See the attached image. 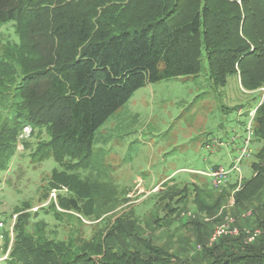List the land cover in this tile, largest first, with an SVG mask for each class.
<instances>
[{"label": "trees", "instance_id": "obj_1", "mask_svg": "<svg viewBox=\"0 0 264 264\" xmlns=\"http://www.w3.org/2000/svg\"><path fill=\"white\" fill-rule=\"evenodd\" d=\"M138 1L141 6L127 9L134 15L106 19L96 11L112 0H0V24L13 21L18 38L1 43L0 171L9 168L20 145L30 149L28 139L37 133L31 161L52 157L63 168H54L47 183L49 190L68 192L49 204L55 217L61 212L54 204L92 214L87 188L72 171L90 156L95 131L144 84L197 76L206 64L216 85L238 74L250 91L264 86V0ZM253 123L260 143L254 175L243 180L234 200L242 202L245 194L248 204L240 212H251L240 220L244 228L261 231L254 241L245 243L240 232L208 245L213 226L207 247L201 244L199 256L185 262L149 241L144 251L138 242L129 250L113 245L114 234L124 230L120 221L102 240L69 234L58 239L48 223L36 220L43 207L28 211L25 204L15 210L7 264H264V99L255 105ZM42 134L46 138L38 141ZM191 220L201 242L202 222Z\"/></svg>", "mask_w": 264, "mask_h": 264}, {"label": "rangeland", "instance_id": "obj_2", "mask_svg": "<svg viewBox=\"0 0 264 264\" xmlns=\"http://www.w3.org/2000/svg\"><path fill=\"white\" fill-rule=\"evenodd\" d=\"M135 2L138 7L142 5L138 0H112L96 11L97 17L134 15L137 11L128 13L127 9ZM13 24H0V55L1 43L18 41ZM263 89L264 86L255 91L244 88L238 74L216 85L204 64L197 76L146 83L134 91L95 131L90 156L77 159V169L72 171L93 201L91 215L66 211L54 204L61 212L55 217L49 204L56 202L58 194L66 196L68 192L49 190L47 183L54 168H63L52 157L40 164L31 161L29 154L37 145L35 133L28 139L30 149L24 151L20 145L9 168L0 171V217L7 222L15 214V226L17 208L27 204L30 209L26 210L36 211L43 207L47 211H36V220L48 223L53 237L80 235L85 240L93 235L102 240L105 230L120 221L124 230L114 234L113 245H124L129 250L138 242V249L144 251L143 245L149 241L181 261L191 262V258L199 256L201 244L207 247L210 228L243 230L240 219L250 215V210L240 212L248 204L245 194L242 202L234 200L236 172L230 173L219 190L206 174L219 166L229 169L245 149L239 175L242 182L254 175L251 164L260 143L253 135V116L256 103L264 99ZM38 138L44 140L46 135ZM52 190L56 191L54 195ZM191 219L202 222L201 242ZM132 230L134 236H127ZM12 234L14 239V227Z\"/></svg>", "mask_w": 264, "mask_h": 264}, {"label": "built area", "instance_id": "obj_3", "mask_svg": "<svg viewBox=\"0 0 264 264\" xmlns=\"http://www.w3.org/2000/svg\"><path fill=\"white\" fill-rule=\"evenodd\" d=\"M264 91V89H263ZM253 116V115H252ZM248 124V132L250 133V136L252 134V129ZM30 132V128L24 127L23 129V136H27ZM22 149V148H21ZM245 149L241 150V153L239 156L234 160L232 163L231 167L229 169H224L223 167L219 166L215 170L211 171L210 173H207L209 177L212 178V185L214 188H217L219 190L222 186H225L226 181L230 178V173L231 172H236L237 173V191L240 189V184L242 182L243 177L240 174V163L242 161V158L245 155ZM66 189L64 188V191ZM53 195L55 194V190H52ZM38 209V208H37ZM36 209V210H37ZM13 216V217H12ZM9 221H11L9 223ZM15 221V214H12L9 216L8 221L4 220L3 218L0 217V263L2 261H7L10 255L12 243H13V234H12V228H13V223ZM12 226V227H11ZM238 229V228H237ZM236 228L229 229L228 226L222 227V228H217L215 229L209 239V242L212 244L214 243L220 236L222 235H238L240 232L243 233L245 240V243H250L254 241V239L261 234V231L258 229L255 230H248L244 228L243 230H237ZM210 244V245H211Z\"/></svg>", "mask_w": 264, "mask_h": 264}, {"label": "crops", "instance_id": "obj_4", "mask_svg": "<svg viewBox=\"0 0 264 264\" xmlns=\"http://www.w3.org/2000/svg\"><path fill=\"white\" fill-rule=\"evenodd\" d=\"M227 144H229V143H227ZM231 144H232V143H231ZM229 156H230V155H229ZM231 156L235 157L236 155H234V153H233Z\"/></svg>", "mask_w": 264, "mask_h": 264}, {"label": "bare ground", "instance_id": "obj_5", "mask_svg": "<svg viewBox=\"0 0 264 264\" xmlns=\"http://www.w3.org/2000/svg\"><path fill=\"white\" fill-rule=\"evenodd\" d=\"M264 96V95H263ZM213 169V168H212ZM234 193V192H233ZM231 207V206H230ZM14 227V226H13ZM261 236V235H260ZM256 239V238H255Z\"/></svg>", "mask_w": 264, "mask_h": 264}]
</instances>
